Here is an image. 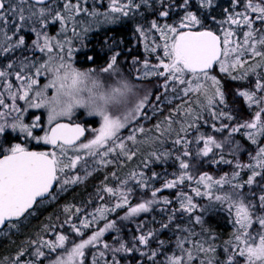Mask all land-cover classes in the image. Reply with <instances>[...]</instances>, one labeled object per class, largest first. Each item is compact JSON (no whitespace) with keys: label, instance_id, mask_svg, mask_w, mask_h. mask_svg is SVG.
Instances as JSON below:
<instances>
[{"label":"snow or ice","instance_id":"snow-or-ice-1","mask_svg":"<svg viewBox=\"0 0 264 264\" xmlns=\"http://www.w3.org/2000/svg\"><path fill=\"white\" fill-rule=\"evenodd\" d=\"M104 3L105 0H0V61H5L0 63V136L11 129L25 140L43 142L53 149L30 151L22 143H15L0 150V229L5 225L16 229L20 219L32 214L38 202L55 200L68 187L82 183L92 174L88 171L89 161L92 171H96L116 163L120 156L131 160L136 155L126 141L137 143V133L144 132L143 126L134 128L127 137L121 138L119 134L138 118L148 119L145 110L151 92L139 96L137 86L121 74L118 58L122 53L118 50L112 52L100 70L114 78L107 91H95L102 86L98 75L91 70H77L71 60L77 51L73 41H83L88 33L105 25H117L124 18L142 16V8L156 18L134 27L146 55L143 60L132 57L133 78H161L163 82L158 87L164 90L162 95L167 98L171 92L172 99L181 101L162 122L166 127L159 123L155 126L156 142L161 137H174L171 143L179 153L175 156L178 170L161 187L152 184L160 178L156 172L147 176L144 171H133L126 179L118 178L113 172L111 178L116 180V185L108 186L106 176L105 183L97 189L96 201H88V205L95 204L93 211L89 212L87 206H65L67 219L45 227L46 235L54 238L29 239L27 248L12 257L11 264H45V261L121 264L117 258L121 254L131 256L134 264H240L241 259L244 264H264V145H259V140L264 138V27H256L264 26V0H230L231 11L224 9L223 21L211 15L216 0H179V3L177 0H107L106 8ZM242 3L243 10L236 11ZM177 11L183 12L179 20L167 23V18ZM205 15L210 23L219 25L220 34L205 25ZM161 20L164 22L159 23ZM55 25L59 31L50 35L49 27ZM242 28L247 30L239 39L237 31ZM21 33L34 36L30 45ZM127 51L131 53V49ZM152 55L156 56L155 64L151 63ZM87 59L91 63L95 58ZM217 66L230 79L246 82V86L235 91L249 109H256L250 121L238 126L224 123L234 121L235 117L220 80L210 75ZM237 72L239 75L233 74ZM45 74L50 77L48 83L38 87L39 79ZM85 85H89L87 97L81 95ZM48 89H54L51 96L46 94ZM130 94L135 102L128 106L124 102ZM160 99L156 96L157 102ZM17 101H25V107H19ZM119 105L123 106L115 110L111 107ZM78 108L101 118L99 128L93 130L94 136L87 142H80L86 131L81 124L61 122L62 118L70 121ZM152 108L154 112L160 110L156 105ZM29 109L47 110V130L41 128L39 116L31 124L24 122ZM203 125L215 132L228 130L229 135L217 141L213 135L201 132ZM36 129L43 131V135H34ZM241 129H246V138L258 146L254 155L249 154V163L243 164L236 158L232 173L219 178L207 172L191 174L192 158H208L211 154L217 156L211 161L214 164H233L225 159L223 150L230 146L231 154L236 157L240 147L233 144L231 137ZM169 155V152L152 153L157 162ZM143 167L147 169L148 163ZM79 169L84 170L83 176ZM245 172L247 179L242 176ZM185 186L191 194L184 190ZM166 189H177L176 196H162ZM138 190L142 195L147 192L148 196L133 205L131 198ZM196 197L219 203L232 217L234 231L225 242L223 261L215 256V236L203 228L199 233L195 230L194 225H203L202 213L195 214L200 208L194 202ZM106 198L115 202L106 203ZM125 207L127 211L119 217L120 221H134L141 214L155 211L164 218L139 220L135 224L136 234L125 240L119 235L121 228L117 221L107 219L109 213ZM98 220L105 221L103 227L83 238V230L91 229ZM157 223L158 228L150 226ZM256 225L259 231L254 230ZM66 227L70 232L64 233ZM165 230L172 231L173 242L159 238ZM109 231L117 233L112 244L102 239ZM71 236L79 238V242L70 239ZM53 255L55 259L51 258ZM25 256L30 259L25 260Z\"/></svg>","mask_w":264,"mask_h":264},{"label":"rangeland","instance_id":"rangeland-1","mask_svg":"<svg viewBox=\"0 0 264 264\" xmlns=\"http://www.w3.org/2000/svg\"><path fill=\"white\" fill-rule=\"evenodd\" d=\"M106 7H107V0H105V3H104V8H106ZM104 8H101V10H104ZM142 13H143L142 16L141 15H134L132 17L124 18L117 25H105V26L101 27L99 30H94V31L88 33V35L83 39V41H78V40L73 41V47L75 49H77V51H75L73 53L71 63L73 65V67H75L79 71L91 70L93 73L98 75L97 78L101 81L102 86L100 88L96 89L95 91H97V92L107 91V89L112 86V84L114 82V78L112 76H110L109 74L102 73L100 70L106 66V63L108 62V59H109L110 55L112 54V52L118 50L122 53L121 56L118 58V65L121 68V74L123 76L127 77L133 84H135L137 86V88L139 89V96H143L145 94V91L151 92L150 104L145 110L146 114L148 116V119L138 118L137 121H133L128 127H126L125 129H122L120 134H119L121 136V138H124V137H127L128 135H130L134 128H139V127L143 126L144 132L143 133H137V143L133 144L131 142L126 141L128 148L131 151H135L136 155L133 156V158L131 160H128L123 156L118 157L117 162L113 163L114 164L113 172H115L116 176L119 177L120 179H126L128 177V175L130 173H132L133 171H135V172L144 171L146 174L147 173L152 174L153 170L156 167L157 168L161 167L160 169H163L164 172H162L160 174V178L157 180L158 183L152 182V184L155 187H161L165 180L172 179L173 174L177 172L178 162L175 160V156L178 155L179 153L175 151V148L171 143V140L174 139V137H170V136L169 137H161L160 142H156V137H157L158 133L156 131L155 126L159 123L162 125V127H166V125H163L162 122L165 120V117L169 116L170 112H172L177 107V105L181 104V101L176 100V99H172V93L171 92H169L167 94V98H165V96L162 95L164 90L162 88L158 87V85L163 82L161 78H157L155 76H152L150 79H142V80L134 79L133 76L135 73H134V69H133V66H132L130 61H131L132 57H138L140 60H143L145 58V55H146V53L143 50V44L140 41V37L135 34L134 30H131L129 32L130 33V35H129L130 41L125 46V44L120 45V43H117V39L115 41L113 40V37H115V34L112 32V29L126 23L127 21H133V27H135L136 24L148 23L146 18H145L146 16H145L144 10H142ZM205 21H206V18H204V23H205ZM174 22H175V20L173 21V23ZM208 23H210V21ZM205 25H209V24L205 23ZM262 27H264V26H262ZM58 31H59L58 25L49 27V34L50 35H55ZM21 34L25 35L26 44L30 45L32 40L34 39V36L31 33H21ZM102 34H104V38L99 37V36H103ZM218 34H220V32ZM237 38L242 39V32H237ZM132 39H134V40L132 41ZM106 40H107V43H105ZM156 42L161 43V41H159V40H157ZM94 47L97 48L98 52L104 54L101 57L102 58L106 57L105 62L101 65H90V66H87L85 68H83L81 65H78L77 61H80V62L85 64V62L88 60L87 57L91 56L90 53L93 51ZM128 49H131L130 54L127 51ZM262 51H264V49H262ZM158 54L162 55V52H158ZM37 56H42V54L37 53ZM256 59L258 60V58H256ZM150 60H151V63H153V64H155L157 62L155 55H152L150 57ZM3 62H5V61H0V63H3ZM136 67H139V66L137 65ZM233 74L239 75L238 72L233 73ZM210 75H214L217 77L218 80H220L221 85H222V90L224 91L226 96L230 92V87H229L230 82H231V85L234 84L237 86V87H235V89H232L235 96H236V91H235L236 89L241 88L242 86H246V82L240 81V80H232V79H230L229 76L221 73L219 71L218 66L210 73ZM49 79H50V77L47 74H45V76H43L39 79L38 87H43L44 84L48 83ZM251 79L252 78L249 77V80H251ZM88 86L89 85H85L84 91L81 92V95L87 97V87ZM53 93H54V89H48L46 94L51 96ZM158 95L161 97L159 102L156 101V96H158ZM169 99H171V103L168 102ZM192 99L195 100L196 97L193 96ZM202 99L203 98L201 97V100ZM236 100H240L241 107L244 110L243 115L240 118L241 119L240 124H242L245 121H250L252 119V114L255 112L256 109L255 108L249 109L246 106V104L242 98H239L236 96ZM6 102L11 103L12 101L7 100ZM134 102H135V98L130 94L126 98V101L124 103H126L128 106H131V104H133ZM17 104L21 108L25 107V101H17ZM227 104L229 105L230 103H227ZM152 105H156L160 110L154 112ZM122 106L123 105L111 106V107L113 108V110H115L116 108L122 107ZM193 107L195 108L196 105L193 104ZM236 110H238V107ZM245 112H248V113H245ZM36 116L40 117L41 128H43L44 130H47L49 125L47 123V110L46 109H29L24 114V117H23L24 122L27 124H31L32 120ZM205 118H207V116H205ZM62 120L69 121L68 118H62ZM93 120H95V123H96L95 125L92 124ZM70 122H81L87 126L88 134H87L86 138L82 141V142H87L88 140L93 138V136H94L93 130L99 128L100 123H101V118L99 116H96V115H89L86 109L78 108L74 112L73 116L70 118ZM209 123H212V121L209 120ZM224 123H229V122L224 121ZM206 126H208V125H206ZM217 126H219V125H217ZM211 129L208 128V130H207V129L201 128V132L210 133ZM244 130H246V129H244ZM219 133H221V132H219ZM34 135L42 136L43 131H41L40 129H36V130H34ZM140 135H142L141 138H139ZM228 135H229L228 131L223 136H216L213 134V136L216 138L217 141H223L225 139V137H228ZM235 135H236V133H235ZM243 138H246V136L243 135ZM189 139H191V137H189ZM231 139L233 141V144L239 145L240 149L244 145L241 142L243 140L242 139L241 140L235 139L234 135L231 137ZM148 141L150 142V147L142 150L138 146L139 142H147L148 143ZM15 143H22L26 148L33 149V150H43V151L53 150L50 145L44 144L43 142L37 143L36 141L31 140V139L25 140L23 135H21L19 132H13L11 129H8L2 136H0V150L6 149ZM262 143L263 142L259 143V145H261ZM250 144L254 145L251 142H250ZM227 146L228 145L225 146L224 150H226V152L228 154H230L231 153L230 148H227ZM254 146L256 147V150H257L258 146L257 145H254ZM192 148L195 149L196 145H192ZM153 152H157V153L169 152L170 155L165 160L157 162L152 157ZM200 158L205 159L204 157H200ZM192 160H193V158L190 159V161H189L190 164L192 165L191 174L194 176H198L199 174H197V172L195 171V166H196L195 162H191ZM126 162L133 163L132 165L135 168L132 172L127 171V167L124 166V164ZM145 162H147L149 165V167L147 169H145L143 167ZM242 163L247 164L249 162H242ZM98 169L96 171H92V161H89L88 171L92 172V174L90 176L94 175L98 171ZM79 174L81 176H83L84 170L79 169ZM90 176H87V178ZM114 181H116V180L114 179ZM193 186H195V185H193ZM72 187H73V185L68 187L66 191L59 193L55 200H48L47 202H44V203L41 202V204L39 205V209H43L44 207H50L52 204H58L62 200H65L66 196L70 192L69 190ZM184 190L185 191L188 190L187 186H185ZM177 191H178L177 189H166L161 193V195L169 197V198H174L176 196ZM245 191H247V190H245ZM139 195L142 199V198L147 197L148 193L144 192L142 195V193L139 192ZM200 200L201 199H199V201ZM95 201H96V198H95ZM97 203H98V201H97ZM195 203L198 204V202H195ZM132 204L134 205L136 203H132ZM198 205H200V204H198ZM60 206H62V214H57L56 216H53L52 214H47L39 222L38 227L36 229L31 228L33 230V232L35 233L36 238L38 236H45V238H48V239L54 238L52 236L46 235V233L44 231L45 227L49 226L51 224L63 222L65 220L64 207L65 206H72V205L69 204L68 202H64ZM92 206L95 207V204H93ZM126 211H127L126 207L121 208L120 211H115L112 215H107V219L116 220L117 225L120 228L123 226H127V225L133 223V221H120L119 220V217H122ZM37 213H38V211H37ZM201 213H202V218H203V216L206 213V210L204 212L202 205H200V208L196 211L195 214L201 215ZM143 216H145V214H141V216L137 217L136 219L139 220ZM231 219H232V217H231ZM104 222H105L104 220H101L98 224V227H96V228L92 226L91 229H84L83 231H84L85 235L83 238L86 239L89 235L92 234L93 231L97 230L99 227H103ZM183 223H185V224L187 223V218L184 219ZM19 226L20 225H18L17 228H19ZM195 226H197V225H195ZM124 229L125 228L121 229V232L119 235H121V236L123 235ZM128 230H129L128 234H126L124 232L126 236L123 238L125 240H128L129 236H131V234H132L131 233L132 231L130 229H128ZM254 230L259 231V226L257 228H255ZM63 231H64V233H68V232H70V229H68L66 227ZM116 235H117V233H115L114 231H109V232L105 233V235L102 239L104 241H106L107 243L112 244L113 243V237ZM232 235H233V233H232ZM70 239L75 240L76 242H79V238H77L75 236H71ZM228 240H226V241H228ZM23 246H25V244L21 245V249H24ZM26 246H28V245H26ZM68 247H71V245L69 244ZM122 257L125 258V256L123 254H121V256L117 257V258L120 259ZM51 258L55 259V255H53ZM90 258L91 257L89 256V260H90ZM9 260L10 259L7 260V263ZM25 260H27V259H25ZM45 264H48V262L45 261ZM197 264H198V262H197ZM243 264H244V260H243Z\"/></svg>","mask_w":264,"mask_h":264},{"label":"trees","instance_id":"trees-1","mask_svg":"<svg viewBox=\"0 0 264 264\" xmlns=\"http://www.w3.org/2000/svg\"><path fill=\"white\" fill-rule=\"evenodd\" d=\"M177 2L179 3V0H177ZM228 8L231 11V5H230V0H216V6L211 10V15L215 16L217 20L219 21H223L225 19V13H224V9ZM196 9V4L193 3V8L192 10L195 11ZM142 10H144L145 12V18L147 20V22H150L151 20L155 19V15L152 12H148L145 9H141V13ZM243 10V3L241 4V6L239 8L236 9V11H242ZM183 15V12L177 11L174 12L172 15H170L169 18H167V23L172 24L173 21L175 20L178 21L179 18ZM206 25L208 27H210V29H212L213 31L216 32H220L219 31V25L215 24V23H208L209 19L207 17V15H205ZM159 23H163L164 21H158ZM226 26V25H225ZM256 27H262L261 25L257 24ZM134 30L133 27V21H127L126 23L117 26L116 28L112 29V32L115 34V37H113V40L115 41L117 39V43H120V45L122 44H126L129 43V35H130V31ZM247 29H240L237 32H243L246 31ZM103 36H99L100 38H104V34H102ZM134 39H132L133 41ZM90 55L92 57H94L95 59L90 63L89 60H87L84 63L77 61L78 65H81L83 68L90 66V65H101L105 62L106 57L102 58L101 56H103V53H100L97 51V48L94 47L93 51L90 53ZM230 92L229 94L226 96V101L227 103H230L228 106L232 112V115L235 117L234 121H231L229 123H231L233 126H238L241 123V117L243 115V109L241 107L240 104V100H236V96L233 92L232 89H235V87H237L236 85L232 84L230 82ZM238 107V110H236ZM248 113V112H245ZM92 124L95 125V120L92 121ZM219 125V123L217 124ZM201 128L203 129H207L210 128L209 126L203 125ZM211 129V128H210ZM228 130H225L221 133L219 132H215L214 130L211 129L210 135H216V136H223L225 133H227ZM246 130L241 129L240 132L236 133V135L234 134L235 139H239V140H243L241 141L244 145L241 147V149L239 150L238 153H236V157L234 158V156L230 153L228 154L226 152V150H223V155L225 157V159L228 160H232L233 164H214L211 161L213 159H216L217 156L211 155L208 158H193V160L191 162H195V171L197 172V174L200 173H204L207 172L210 175H212L215 178H219L220 176L224 175L225 173L231 174L233 171V166L235 164L236 158L239 159V161L242 162H249L250 160V156L249 154H255L256 152V147L254 145H251L249 140L247 138H243V135H245ZM142 135L139 136V138H141ZM263 142L261 145L264 144V138H261L259 140V143ZM138 146L143 150L146 149L148 147H150V142H139ZM227 148H230V146H227ZM133 163L131 162H126L124 164L125 167H127V171H133L134 170V166L132 165ZM244 164V163H243ZM161 167H156L153 172H157L159 175L164 172L163 169H160ZM114 169V164H110L107 167H103V168H99L98 171L84 179V181L82 183L79 184H74L73 187L69 190V194L66 196L65 200H62L60 203L58 204H52L50 207H44L43 209H39V205L41 204V202L37 203L36 207L31 211L32 214L30 215H26L23 219H21L18 222L19 228L17 229H9L7 226L0 230V264H6L7 260L10 259L8 261L7 264H11V258L15 257L18 252L21 250V245L25 244V246H23L24 248H26L27 246V241L29 239H35L36 235L33 232V230L31 228L36 229L38 227L39 222L47 215V214H52L53 216H56L57 214H62V206H60L61 204H63L64 202H68L69 204H71L72 206H77V207H88V211L91 212L93 211L94 206L92 205H88V201L91 199L93 201H95L96 198V192L97 189L99 187L102 186V184L105 183V177L108 176L109 179L106 181L108 186H115L116 185V181H114L113 178H111V174L113 172ZM118 173V172H117ZM147 176H151L150 173H147ZM242 176L244 179H247V174L242 173ZM119 178V177H118ZM152 182H157V180H153ZM158 183V182H157ZM247 190V189H245ZM189 191V189L187 190ZM139 190L136 191L135 195L131 198V203H137L140 202L141 197L139 195ZM189 194L190 191H189ZM199 199H201L199 201ZM48 200H45L44 202H47ZM43 202V203H44ZM106 203H114L115 201L112 200L111 198H106ZM194 202H198V204L203 206L204 212L206 210L205 215L203 216V225H197L195 227L196 232H201V229H206L209 232H211L214 236H215V245H216V253L215 256L218 260L223 261L225 259V253H224V247H225V242L226 240H228L230 237H232V233L234 230V226L231 223V216L229 215V212L227 210L226 207L221 206L219 203L216 202H210L207 198L204 197H196L194 199ZM121 209V208H120ZM120 209H117L116 211H120ZM38 211V213H37ZM35 213V214H34ZM114 212L109 213L108 215H112ZM34 214V215H33ZM67 213H65V219L67 218ZM155 216L157 221H160L164 218V216L159 213L158 211L149 213V214H145V216L141 217L139 220H151L152 217ZM160 217V218H159ZM187 217H185L184 219H186ZM139 220H137L135 218V220L133 221V223L127 225V226H123L121 227V229L125 228L123 231V235L122 237H125V233L128 234L130 229L132 232L131 236L135 235V224L136 222H138ZM101 220H98L96 223H94L92 226L93 227H98V224ZM62 223V222H60ZM59 224V223H56ZM151 227H159V224H152L150 225ZM174 227V225H173ZM258 225L254 226V229L257 228ZM125 232V233H124ZM131 236H129V239L131 238ZM160 239L166 240V241H170L173 242L175 237L173 236V233L171 230H165L160 234ZM128 239V240H129ZM153 247H155L156 245L153 244ZM172 248V244H169V251ZM25 259H30V257L25 256ZM121 264H129V261H133V258L131 256H125L120 258ZM134 264V261H133ZM240 264H243V260H240Z\"/></svg>","mask_w":264,"mask_h":264},{"label":"water","instance_id":"water-1","mask_svg":"<svg viewBox=\"0 0 264 264\" xmlns=\"http://www.w3.org/2000/svg\"><path fill=\"white\" fill-rule=\"evenodd\" d=\"M217 34H218V33H217ZM61 122H70V121L61 120ZM71 123H79V124H81L82 127H84V128L86 129V131H85V135H84L83 137H81V141H80V142H82V141L86 138V136H87V134H88L87 126H86L85 124L81 123V122H71ZM51 147H52V146H51ZM30 151H35V150H30ZM54 190H55V189H54ZM54 190H53V191H54ZM36 205H37V204H36ZM36 205L33 206V209L36 207ZM33 209H32V210H33ZM32 210H31V211H32ZM23 218H24V217H23ZM23 218H21V219H23ZM21 219H20V220H21ZM6 226H7V225L3 226L2 229H4ZM2 229H0V230H2Z\"/></svg>","mask_w":264,"mask_h":264},{"label":"flooded vegetation","instance_id":"flooded-vegetation-1","mask_svg":"<svg viewBox=\"0 0 264 264\" xmlns=\"http://www.w3.org/2000/svg\"><path fill=\"white\" fill-rule=\"evenodd\" d=\"M29 150H33V149H29ZM36 151H43V150H36Z\"/></svg>","mask_w":264,"mask_h":264}]
</instances>
